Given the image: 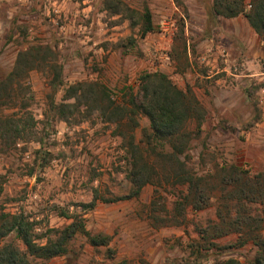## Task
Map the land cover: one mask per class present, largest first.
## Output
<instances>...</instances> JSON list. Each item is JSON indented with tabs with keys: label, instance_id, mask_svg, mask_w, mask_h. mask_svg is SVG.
Instances as JSON below:
<instances>
[{
	"label": "rangeland",
	"instance_id": "obj_1",
	"mask_svg": "<svg viewBox=\"0 0 264 264\" xmlns=\"http://www.w3.org/2000/svg\"><path fill=\"white\" fill-rule=\"evenodd\" d=\"M116 2L133 17L113 14ZM212 2L0 0V79L19 52L42 48L23 80L30 92L23 84L4 109V115L32 121L24 123L18 144L0 145V215L24 214L38 243L54 239L49 229L71 222L66 213L79 216L91 234L109 237L107 246L93 248L77 233L66 254L40 264H211L228 257L245 264L264 246V199L239 201L237 188L225 184L232 168L249 177L264 171V38L244 13L214 18ZM249 4L245 0V13ZM144 8L156 31L141 37ZM155 71L201 105L200 127L189 123L194 134L181 160L202 179V198L173 186L170 166L153 162L159 181L137 196L84 208L94 189L119 199L134 189L124 143L101 117L106 99L87 87L104 86L120 98L124 86L136 94L139 76ZM78 83L86 93L67 98L66 90ZM137 121L131 134L145 150L149 123L143 115ZM10 240L23 248L13 234L4 239Z\"/></svg>",
	"mask_w": 264,
	"mask_h": 264
},
{
	"label": "trees",
	"instance_id": "obj_2",
	"mask_svg": "<svg viewBox=\"0 0 264 264\" xmlns=\"http://www.w3.org/2000/svg\"><path fill=\"white\" fill-rule=\"evenodd\" d=\"M249 11L245 13V0H213L210 14L214 17L233 18L244 13L250 27L254 32L264 38V0H251ZM113 14L126 12L130 18L134 11L123 7L116 2ZM141 18L140 36L156 31L152 21L151 12L144 8ZM41 47L29 48L18 53L12 70L0 79V145L15 146L26 135V121L31 117L14 114L4 115L8 104H14L15 90L23 87L30 92V87L23 82L34 68L33 64L38 57ZM138 93L133 88L124 86L120 98H113L106 87L89 85L87 89L96 87L99 99H106L105 107H101L103 122L114 126V134L121 138L124 148L129 156L130 169L128 179L134 189L122 198H104L98 189L93 190L90 203L84 208L91 209L97 201L114 202L121 199H130L138 195L142 187L159 181V173L153 162L168 165L173 176V186H186L188 194H197L201 199L200 183L202 179L195 177L187 171L181 156L187 149L188 143L194 134L188 125L194 122L198 130L202 121V108L199 101L188 90L179 88L165 73L144 72L138 79ZM84 84L78 83L66 90L67 98H73L78 91L86 93ZM80 93V95H81ZM86 98V95H81ZM114 99H123V102ZM25 109L23 104L21 107ZM63 110H60L62 113ZM147 118L149 129L143 131L145 150L134 143L131 132L138 126L137 116ZM23 118V119H22ZM23 122V123H22ZM29 126V124H28ZM127 127L129 132L122 133L121 129ZM170 177L168 176L166 180ZM227 185L235 186L239 201H260L264 199V171L247 176L238 168L231 169V176ZM200 202V200H198ZM181 206L180 204H177ZM194 208L200 209L202 205L195 203ZM71 222L62 229H49L54 232V239H46L45 243H38L35 239L33 223L22 213H2L0 215V264H40L52 258L63 256L68 251V244L77 233L83 234L88 245L93 248L107 246L109 237L103 234H91L85 229L79 216L66 213L63 215ZM250 219V218H249ZM13 234V239L21 243V249L13 240L5 242L4 239ZM119 264H127L122 261ZM211 264H243L238 259L228 257L223 260L215 259ZM245 264H264V246L259 245L255 256Z\"/></svg>",
	"mask_w": 264,
	"mask_h": 264
},
{
	"label": "crops",
	"instance_id": "obj_3",
	"mask_svg": "<svg viewBox=\"0 0 264 264\" xmlns=\"http://www.w3.org/2000/svg\"><path fill=\"white\" fill-rule=\"evenodd\" d=\"M218 18H223V17H218ZM223 19H227V18H223ZM229 19V18H228ZM224 71H227V69L224 67L223 68Z\"/></svg>",
	"mask_w": 264,
	"mask_h": 264
},
{
	"label": "built area",
	"instance_id": "obj_4",
	"mask_svg": "<svg viewBox=\"0 0 264 264\" xmlns=\"http://www.w3.org/2000/svg\"><path fill=\"white\" fill-rule=\"evenodd\" d=\"M248 7H250V6H248ZM223 54H224V52L222 53V56H223Z\"/></svg>",
	"mask_w": 264,
	"mask_h": 264
}]
</instances>
